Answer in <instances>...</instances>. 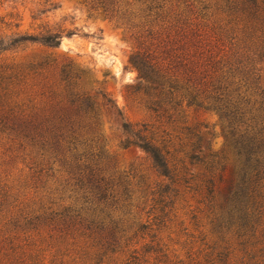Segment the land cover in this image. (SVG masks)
<instances>
[{
    "label": "rangeland",
    "instance_id": "374dc122",
    "mask_svg": "<svg viewBox=\"0 0 264 264\" xmlns=\"http://www.w3.org/2000/svg\"><path fill=\"white\" fill-rule=\"evenodd\" d=\"M157 1L164 22L149 35L150 25L109 17L88 0H0L4 46L21 34L62 36L59 47L28 41L0 53V198L8 196L0 199V243L15 233L11 221L21 213L42 216L31 231L37 239L57 235L62 213L81 204L99 178L110 209L123 218L119 237L140 253L159 242L185 257L192 235L212 234L232 205L249 147L225 130L209 93L231 83L264 121V91L241 62L243 49L258 43L225 0ZM139 53L172 79L142 75L133 63ZM256 59L263 87L264 54ZM164 85L177 90L160 104ZM124 122L163 150L167 172ZM209 161L222 165L211 174ZM51 211L60 217L50 223L43 214Z\"/></svg>",
    "mask_w": 264,
    "mask_h": 264
},
{
    "label": "trees",
    "instance_id": "16d2710c",
    "mask_svg": "<svg viewBox=\"0 0 264 264\" xmlns=\"http://www.w3.org/2000/svg\"><path fill=\"white\" fill-rule=\"evenodd\" d=\"M88 1L94 8H101L109 17L122 15L128 20L137 18L144 26L150 25L147 29L149 35L153 34L154 23L161 20L164 22V5L157 0ZM225 3L229 9L233 8L237 12V7L239 8L240 20L251 31L249 35L254 37V42L258 43L253 50L243 49L242 54L246 56L241 62L245 67L249 65L254 69L252 73L256 76L255 89H261L263 93L264 86L261 87L260 84L262 71L261 68H256L259 63L256 55L264 54V0H225ZM61 37L59 33L42 37L31 34L16 35L6 46L0 43V53L28 41H41L49 46L59 47ZM133 63L144 76L154 74L167 81L172 79L148 55L137 54L133 57ZM70 78L66 75L68 81L72 80ZM231 85L229 83L213 87L209 94L216 102L214 109L223 121L225 130L237 142L249 147V161L243 162L241 178L229 196L232 205L223 215L218 216L212 234L200 231L199 235H192L185 257L159 242L147 245L145 253H140L137 248L131 250L130 239L123 242L119 237L123 218L110 209L112 204L108 202L109 199L103 191V179L99 178L89 190H85L81 204L62 213L63 226L60 229L55 227L57 235L51 232L47 238L35 237L31 231L37 228L41 215L21 213L15 217V221L11 222H14L17 230L8 241L6 239V242L0 243V264H264V121H258L252 115L253 108L245 106L251 99L243 100L239 89L232 90ZM176 90L167 89L164 85L157 92V98L161 99L158 103L161 104L163 99L173 100ZM235 93L238 95L235 96ZM259 108L264 112V98ZM123 126L129 135L135 136L133 142L144 147L167 172L168 162L163 150L150 141H145L141 131L134 130L130 123L124 122ZM207 165L212 174L222 165V161H209ZM205 183L209 195H212L213 179L209 177ZM7 197V194L2 195L1 203ZM212 201L213 197L209 202ZM45 213L43 216L50 223L60 217L58 211H51L49 216ZM22 225L29 229L26 230ZM147 228V225H143L140 230ZM78 238L83 239V245H79ZM59 239L60 244L57 243ZM71 249L77 251L75 255L71 254ZM148 253L150 256H147Z\"/></svg>",
    "mask_w": 264,
    "mask_h": 264
}]
</instances>
